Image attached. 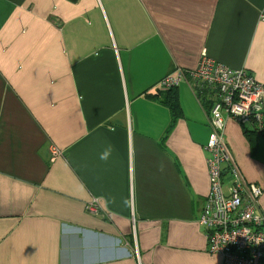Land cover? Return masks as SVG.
<instances>
[{"label":"crops","instance_id":"crops-1","mask_svg":"<svg viewBox=\"0 0 264 264\" xmlns=\"http://www.w3.org/2000/svg\"><path fill=\"white\" fill-rule=\"evenodd\" d=\"M203 52L264 87V0H0V264H224L197 221L208 109L156 87ZM222 134L264 190V136Z\"/></svg>","mask_w":264,"mask_h":264},{"label":"built area","instance_id":"built-area-1","mask_svg":"<svg viewBox=\"0 0 264 264\" xmlns=\"http://www.w3.org/2000/svg\"><path fill=\"white\" fill-rule=\"evenodd\" d=\"M183 82L210 116L211 133L204 148L209 190L197 220L205 230L207 252L224 264H264V214L259 209L264 190L245 180L222 134L225 118H231L264 136V87L245 70L229 69L205 52L194 70L176 69L156 87L167 92ZM52 154L59 151L52 148ZM222 164L232 176L227 195L222 189ZM85 211L99 214L98 200L86 204Z\"/></svg>","mask_w":264,"mask_h":264},{"label":"trees","instance_id":"trees-1","mask_svg":"<svg viewBox=\"0 0 264 264\" xmlns=\"http://www.w3.org/2000/svg\"><path fill=\"white\" fill-rule=\"evenodd\" d=\"M174 90L175 89H172V90H169L167 92L174 93L173 92ZM162 102H163V104H165L166 106H168V108H169V110L171 112V115L173 117L178 114V112H179L178 105H177V103L174 101V99L172 97H170L169 99H165ZM174 121H175V119L172 118V121H171V124H170L171 126L170 127H172L174 125Z\"/></svg>","mask_w":264,"mask_h":264},{"label":"clouds","instance_id":"clouds-1","mask_svg":"<svg viewBox=\"0 0 264 264\" xmlns=\"http://www.w3.org/2000/svg\"><path fill=\"white\" fill-rule=\"evenodd\" d=\"M110 154H111V148H109L107 151H105V152L101 155L100 158H101L102 160H106Z\"/></svg>","mask_w":264,"mask_h":264}]
</instances>
